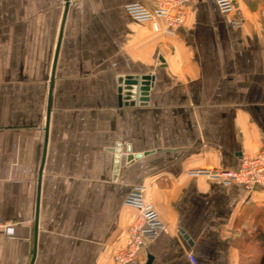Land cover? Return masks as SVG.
I'll return each mask as SVG.
<instances>
[{"label":"crops","instance_id":"1","mask_svg":"<svg viewBox=\"0 0 264 264\" xmlns=\"http://www.w3.org/2000/svg\"><path fill=\"white\" fill-rule=\"evenodd\" d=\"M237 2L238 28L195 0L168 36L124 9L152 0H0V264H115L136 186L165 227L132 264H264V188L191 173L264 140V0Z\"/></svg>","mask_w":264,"mask_h":264},{"label":"built area","instance_id":"2","mask_svg":"<svg viewBox=\"0 0 264 264\" xmlns=\"http://www.w3.org/2000/svg\"><path fill=\"white\" fill-rule=\"evenodd\" d=\"M192 1L195 0H152L153 5L150 9L140 3H128L124 5V9L135 21L149 22L155 32L171 36L182 22L186 5ZM214 1L222 14H231L229 22L232 27L238 28L242 25L243 17L237 0ZM191 173L205 176L223 185L240 184L248 193L256 186L264 188V140L257 154L253 157L242 156L236 168L224 170L202 168ZM125 203L138 210V219L128 231L124 249L115 254V264L134 263L139 251L147 242L156 239L165 227L154 206L145 201L141 186H136L130 191ZM189 258L196 263L193 254H189Z\"/></svg>","mask_w":264,"mask_h":264},{"label":"water","instance_id":"3","mask_svg":"<svg viewBox=\"0 0 264 264\" xmlns=\"http://www.w3.org/2000/svg\"><path fill=\"white\" fill-rule=\"evenodd\" d=\"M66 7H67V3L65 5V10H64V14H63L62 22H61L60 35L62 33V28L64 24ZM58 44H59V41H58ZM57 48H58V45H57ZM56 54H57V50H56ZM56 54L54 58L53 70L55 66ZM53 70H52V76H53ZM149 79H150L149 75L125 76L124 78H121L120 80L121 86L119 87V92L122 96L123 105H135V104H139L142 101H146V94L148 93L147 89L149 88V84H150ZM132 157L133 156H129V159H132ZM150 260L151 259L148 258L145 264H150ZM30 264H32V262H30Z\"/></svg>","mask_w":264,"mask_h":264}]
</instances>
